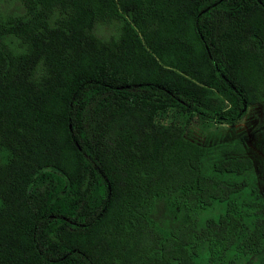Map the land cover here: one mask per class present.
Here are the masks:
<instances>
[{
  "label": "trees",
  "instance_id": "obj_1",
  "mask_svg": "<svg viewBox=\"0 0 264 264\" xmlns=\"http://www.w3.org/2000/svg\"><path fill=\"white\" fill-rule=\"evenodd\" d=\"M0 264H242L264 246L248 155L218 122L264 100V0H0ZM110 27L105 33L103 28ZM168 197L199 223L167 226Z\"/></svg>",
  "mask_w": 264,
  "mask_h": 264
},
{
  "label": "rangeland",
  "instance_id": "obj_2",
  "mask_svg": "<svg viewBox=\"0 0 264 264\" xmlns=\"http://www.w3.org/2000/svg\"><path fill=\"white\" fill-rule=\"evenodd\" d=\"M4 2H0V7ZM5 7V6H4ZM112 28L105 27L108 33ZM157 124L177 123L184 127V135L189 139L205 144L213 157L230 155H248L253 164L238 179H245L247 187L253 188L264 198V100L249 103L243 117L233 123L208 119L193 111L190 107L169 108L159 111ZM221 206L200 212H188L176 205L171 198H158L154 213L167 226H176L195 218L202 223ZM242 264H264L263 249L243 259Z\"/></svg>",
  "mask_w": 264,
  "mask_h": 264
}]
</instances>
